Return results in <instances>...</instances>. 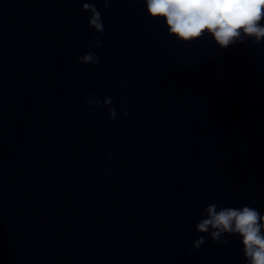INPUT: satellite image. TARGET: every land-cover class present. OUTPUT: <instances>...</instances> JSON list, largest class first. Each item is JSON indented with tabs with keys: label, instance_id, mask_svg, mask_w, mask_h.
<instances>
[{
	"label": "clouds",
	"instance_id": "1",
	"mask_svg": "<svg viewBox=\"0 0 264 264\" xmlns=\"http://www.w3.org/2000/svg\"><path fill=\"white\" fill-rule=\"evenodd\" d=\"M107 9L110 0H99ZM146 10L152 19H163L170 36L181 42L190 43L211 36L216 45L227 49L236 43L252 40L259 45L264 42V0H144ZM82 11L89 13L88 26L96 33L103 34L105 26L101 12L96 3L87 0L82 4ZM89 51L77 57L86 65L99 63L93 48H99L101 41L94 37ZM123 86V85H121ZM123 100L124 97H121ZM113 100L105 97L103 102L91 95L86 106L93 111L97 107H108L109 119H116L117 111ZM120 111L127 117L128 111L121 105ZM201 219L195 225L199 233H207L216 244H226L225 234H238L242 240L243 252L247 264H264V215L250 206L240 209L232 207L219 208L213 202L201 210ZM206 243L200 236L193 241V248L199 250ZM191 254V250H189Z\"/></svg>",
	"mask_w": 264,
	"mask_h": 264
}]
</instances>
